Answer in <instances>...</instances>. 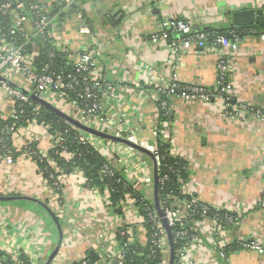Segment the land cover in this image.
I'll return each instance as SVG.
<instances>
[{
	"label": "crops",
	"instance_id": "0c3cea01",
	"mask_svg": "<svg viewBox=\"0 0 264 264\" xmlns=\"http://www.w3.org/2000/svg\"><path fill=\"white\" fill-rule=\"evenodd\" d=\"M57 1L44 2L49 14L62 5ZM75 4L90 31H82L81 23L68 16L70 10L61 9L56 16L64 15V19L54 29L57 48L70 66L81 51L93 55L98 64L94 76L115 88L117 100L107 101L105 108L111 123L127 127L130 141L147 151L162 139V131L173 155L189 163L187 192L202 204L239 218L218 239L210 220L191 223L196 234L189 246L192 263L264 264V250L240 249L221 256L237 241L264 248V121L247 115L242 121L228 119L219 99L209 103L171 100V119L165 122L158 107V88L172 82L213 88L223 58L233 66L228 75L234 89L231 107L244 104L264 111V26H237L243 23L242 13L264 10V0H75ZM115 11L121 14L117 21L111 17ZM179 19L191 25L193 34L239 30L242 37L232 41V48H181L174 55L170 40L152 37L162 33L167 22ZM6 74L14 88L27 93L29 85L23 77ZM15 109L13 99L0 94V116L10 119ZM28 142H33L42 158L53 151L50 134L35 121L14 134L15 165L0 161V197L13 199L0 202L1 251L24 254L34 264H47L52 257V264H74L88 254L97 256L98 264H109L111 254L119 249L116 231L122 225H134L131 240L147 244L138 213L116 215L107 208L105 193L87 189L78 170L58 171L55 187L22 150ZM131 154L134 174L142 180L139 191L154 201L155 163L134 149ZM123 175L126 180L130 177ZM181 213L186 214L187 208Z\"/></svg>",
	"mask_w": 264,
	"mask_h": 264
},
{
	"label": "built area",
	"instance_id": "2783aa9c",
	"mask_svg": "<svg viewBox=\"0 0 264 264\" xmlns=\"http://www.w3.org/2000/svg\"><path fill=\"white\" fill-rule=\"evenodd\" d=\"M45 1L46 0H6L0 2V15L3 16V24L5 23V27L0 23V94L12 98L16 108L10 119L8 118L4 120L1 116L0 118L4 121L11 119L19 120L21 108L24 104L32 105L30 103L31 98H36L53 105L58 110L62 111L72 119H76L88 128L104 133L105 135L130 141L128 138L129 131L127 127L124 125L115 127L105 114L106 102L117 100L116 92L114 86L106 79L94 76L98 64L91 53L84 51L77 53V60L72 65L73 72L71 73H64V71L57 70L53 67L50 61L55 60L58 53H60L57 48V37L54 29L62 24L61 20L64 15H57L50 18L49 13L44 6ZM57 2L58 4L62 2L65 3L66 6L64 10L66 11L73 9L71 15L75 20L81 23V30L89 33L90 30L83 19L81 8L78 6L76 7L75 0H58ZM207 37L208 35L202 32L193 34L191 31V25L188 22L179 19L167 22L165 30L158 35H154L152 39L154 41L170 40L173 49L172 53L174 55L177 54L181 48L190 50L194 47L203 49L206 47L232 48L234 46L232 42L233 40L224 36L217 37L213 45L209 46L207 43ZM236 40L237 39H235V41ZM48 43L52 47L43 53L42 50ZM41 55L47 57L48 61H40ZM232 67L233 66L223 58L219 60L218 80L213 88L193 87L178 82H172L169 86L159 87V109L164 111L166 116H170L173 108L171 100L185 101L188 103H209L214 99H219L224 104V116L228 119L242 121L247 115L256 120L264 121L263 110H256L244 104L240 105L238 108L231 107L234 100V89L228 81V75ZM7 71H10L14 76L24 78L29 85L27 93L12 86V80L8 79V75L6 74ZM55 102L57 105H54ZM32 110L35 116L39 115L41 112L40 106H34ZM86 119H90L91 123L88 124ZM6 130H3L2 133H7L8 135L11 134L14 137V134L17 133L19 129L15 132L11 128ZM112 130H115L114 133H111ZM47 131L50 134L48 129ZM12 132L14 133L12 134ZM159 133L160 136H162V139H164L163 132L160 131ZM50 136L52 138L53 150L61 149L63 151V156L70 158V154L66 152L65 138L61 134L56 136L50 134ZM81 141L85 144L89 143V145L95 147V149L101 152V154L108 160L109 164L103 166L102 174H108L114 169L121 173H129L130 177L127 178L128 182L132 185L135 191L137 190L140 192L139 188L142 183L141 177L137 176L136 173L134 174L135 167L129 162L133 148L110 139L104 140L98 138L92 134L86 135V133L81 137ZM22 150L28 153L31 157L39 155L33 142H28ZM149 152L152 155L156 154L157 143ZM1 160L9 166L15 165L11 154H7L1 158L0 161ZM45 160H50V163L53 164V160L50 159V156ZM155 167L156 163L154 164V174ZM76 170L81 172L79 169ZM50 179L55 181L53 185L57 187L56 177L51 175ZM166 180L167 178L164 177L161 180V183L164 185ZM182 190L186 194L188 193L185 186L182 187ZM105 195L107 196V193ZM142 196L143 200H149L143 194ZM173 200L174 202L172 206L174 209L170 206H166L169 203V200H166V205L164 204L165 207L162 208L164 218L170 228L177 227L178 225L184 226L186 222L194 216L193 207H197V204L200 202L196 198L192 199L191 202H183L176 198ZM150 202L154 204V201ZM183 207L187 208L186 214L181 213ZM132 210L138 213L135 200L128 201V206L124 212L125 214L129 211L133 213ZM207 210V208L203 209L204 216H202V219L197 223L206 220L213 222L212 232L216 239L220 237L221 231L229 230L238 223V216L228 212L230 215L227 217V227L231 228H223L219 225L217 219L207 216ZM189 213L190 215L187 216ZM148 217L151 219L153 223V231L156 233V235L152 236V244L154 248L163 253H168V256L170 257L168 234L162 227V221L158 216L157 211H149ZM139 223L143 225L142 221H139ZM130 226L122 225V227H127L126 229L128 232H130V229L134 228V225ZM119 228L120 227H118V229ZM195 235L196 234L192 233L190 230L185 229L176 233L177 239L189 242V245L179 253L178 264H193L190 258L189 246L196 240ZM234 245H238L242 250L247 249L259 252L264 250V248L258 243L237 241ZM4 253L7 256H10L13 262H9L6 256H2L0 257V264H18L17 261L21 254H17L15 251H6ZM227 255L228 254L225 250L221 251L222 257L225 258ZM32 263L34 264V261H32ZM123 263L124 254L119 248L117 252L111 254L109 264ZM79 264L88 263L82 259ZM94 264L98 263L96 262ZM163 264H167V260L164 261Z\"/></svg>",
	"mask_w": 264,
	"mask_h": 264
},
{
	"label": "trees",
	"instance_id": "16d2710c",
	"mask_svg": "<svg viewBox=\"0 0 264 264\" xmlns=\"http://www.w3.org/2000/svg\"><path fill=\"white\" fill-rule=\"evenodd\" d=\"M4 1L6 0H0V2ZM83 19L84 21L86 20L85 15H83ZM2 21L3 16L0 15V23L4 26L5 23L3 24ZM202 33L208 35L207 43L209 46H212L215 39L219 36H224L230 40H235L242 37L243 32L239 30L233 31V33L223 30H211ZM51 47L52 46L48 43L47 46L42 50L43 53L51 49ZM40 61L47 62L48 60L47 57L41 55ZM50 62L57 70L64 71V73L73 72V67L69 65L68 61L66 60V56L61 55L60 53H58V56L55 60H51ZM30 103L32 105L24 104V106L21 108L19 120L11 119L4 121L0 118V159L7 154L14 155V157L17 156L13 147V135L2 133L3 130L11 128L15 132L22 127H27L31 122L35 121L40 126L46 127L51 135L56 136L61 134L65 138V147L67 148L66 152L70 154V158L63 156V151L61 149H55L50 154V159L53 160V164L50 163V160L42 159L39 155L33 157V160L38 163V167H40V171L43 173L44 178L53 185L55 181L50 179V176L54 175L57 178L59 175L58 171L64 174H70L76 169L81 170L86 182V188L92 191H102V193H107V208L121 217L125 215L124 211L128 206V201L135 200L138 208V214L148 235V242L145 246H143L137 240H131L130 234L126 229L127 227H120L117 232L116 240L119 244V248L124 254L123 264H163V262L167 260L166 257L168 256V253H163L160 250L154 248L152 244V236L156 235V233L153 231V223L148 217L149 211L156 210L155 204H152L149 200H143L142 193L133 189L132 185L126 180L123 173L114 169L108 174H102L103 166L109 164V162L106 157L101 154V152L95 149V147L89 145V143L85 144L81 141V137L85 133L86 135H90L89 133L72 124L53 109L41 105L36 99L31 98ZM34 106H40L41 108V112L37 116H35L32 110ZM169 118L170 117L166 116L164 111H161V121L165 122ZM14 132H12V134ZM155 153L156 154L153 155V157L156 163L155 170L158 178L157 191L161 210L163 207H165L166 200H169V203L166 206H170L172 209H174L172 206L174 198L180 199L183 202H191L195 197L193 195L186 194L182 190V187L190 181L189 163L183 158L174 156L172 153L171 144L161 138L157 141V152ZM164 177H166L167 180L163 185L161 180ZM204 208L208 209L207 216L217 219L221 227L231 228L227 227V217L230 215L228 212L216 210L212 207L202 204L201 202L198 203L197 207H193L194 216L190 218L184 226L178 225L177 227L170 228L169 234L171 244H169V254L171 258L173 257V264H178L179 253L184 248H186L187 245H189L188 241L177 239L176 233L183 229L190 230L193 233V231L190 229V224L198 222L202 219V216H204ZM189 215L190 213L187 216ZM161 224L164 228L163 223ZM238 250H240V247L238 245H233L232 247H229L226 252L227 254H230ZM2 256H6L9 262H13L10 256H7L4 251L0 250V257ZM84 260L87 261L88 264H94L98 262L99 258L92 254H88ZM79 262L80 261L74 264H79ZM17 263L33 264L31 259L24 254L20 255Z\"/></svg>",
	"mask_w": 264,
	"mask_h": 264
},
{
	"label": "water",
	"instance_id": "95a60500",
	"mask_svg": "<svg viewBox=\"0 0 264 264\" xmlns=\"http://www.w3.org/2000/svg\"><path fill=\"white\" fill-rule=\"evenodd\" d=\"M76 1H79V0H76ZM65 6H66V4L65 3H62V5L60 7H58L54 12H52V13L49 14L50 18L55 17L56 14H58V12L61 9H64L65 8ZM72 12H73V9H71L68 12V16L71 15ZM120 16H121V14H120L119 11H115V12H113L111 14V17H113L114 19H116V21L118 20L117 17L120 18ZM242 19H243V23L238 24L237 26L242 27V28L245 27V26H247V27L252 26V27H255V28L259 27V25H263L264 26V10L247 11L245 13H242ZM36 100L41 105L53 109L59 115H61L62 117H64L65 119H67L69 122H71L72 124L76 125L80 129H82L83 131H86L87 133L92 134V135H95V136H98V137H104V138H107V139H110V140H113V141H116V142L125 144V145L133 148L137 152H140V153H143V154H146V155L150 156L152 158V160L154 161V157H153V155L149 151L143 149L142 147L136 145L135 143L130 142V141L126 140V139L115 138L113 136L105 135L104 133H101V132H98V131H96L94 129L88 128V127L82 125L79 121H76V120L72 119L71 117H69L68 115H66L65 113H63L62 111L58 110L53 105H51V104H49V103H47V102H45L43 100H40V99H36ZM154 163H155V161H154ZM154 179H155V188H154V204H155V208H156V211H157V213H158V215H159V217H160V219H161V221L163 223L164 228L166 229V232L169 235L168 236V239L170 241L169 244H171L170 234H169L170 227L168 226V224H167V222H166V220L164 218V213H163V211L160 208V204H159V200H158V191H157L158 190V187H157V180H158V178H157L156 170H155V174H154ZM10 200H13V199L12 198H8V197H0V202H8ZM52 259H53V257L51 258V260L47 264H52ZM170 264H173V257L171 258V263Z\"/></svg>",
	"mask_w": 264,
	"mask_h": 264
},
{
	"label": "rangeland",
	"instance_id": "374dc122",
	"mask_svg": "<svg viewBox=\"0 0 264 264\" xmlns=\"http://www.w3.org/2000/svg\"><path fill=\"white\" fill-rule=\"evenodd\" d=\"M72 18H73V16H72ZM64 19V18H63ZM86 122L88 123V124H90L91 123V120L90 119H86Z\"/></svg>",
	"mask_w": 264,
	"mask_h": 264
}]
</instances>
